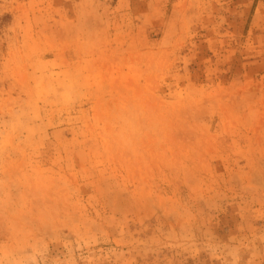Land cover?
Returning a JSON list of instances; mask_svg holds the SVG:
<instances>
[{
    "label": "rangeland",
    "instance_id": "1",
    "mask_svg": "<svg viewBox=\"0 0 264 264\" xmlns=\"http://www.w3.org/2000/svg\"><path fill=\"white\" fill-rule=\"evenodd\" d=\"M0 264H264V0H0Z\"/></svg>",
    "mask_w": 264,
    "mask_h": 264
}]
</instances>
